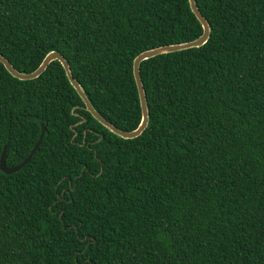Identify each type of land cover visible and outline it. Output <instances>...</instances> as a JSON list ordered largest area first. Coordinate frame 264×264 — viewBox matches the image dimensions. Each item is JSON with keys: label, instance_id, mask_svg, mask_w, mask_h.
Returning a JSON list of instances; mask_svg holds the SVG:
<instances>
[{"label": "trees", "instance_id": "trees-1", "mask_svg": "<svg viewBox=\"0 0 264 264\" xmlns=\"http://www.w3.org/2000/svg\"><path fill=\"white\" fill-rule=\"evenodd\" d=\"M199 47L139 63L148 121L98 123L50 61L0 63V264H264V0H194ZM187 0H0L18 71L59 52L92 107L140 119L141 51L193 40Z\"/></svg>", "mask_w": 264, "mask_h": 264}, {"label": "water", "instance_id": "water-1", "mask_svg": "<svg viewBox=\"0 0 264 264\" xmlns=\"http://www.w3.org/2000/svg\"><path fill=\"white\" fill-rule=\"evenodd\" d=\"M187 2H188V5H189L191 12L193 13L195 18L198 20V22L201 25L202 31H201L200 35L198 37H196L195 39L189 40L186 42L160 45L157 47H153L150 49L143 50V51L139 52L132 60V64H131L132 76H133V80H134L136 91H137V96H138V101H139V109H140L139 122H138L137 126L132 130L124 131V130H120V129L116 128L110 122H108L106 119H104L92 107V105L90 104V102L86 98L85 94L83 93L82 88L72 77L70 70H69V67H68V63L66 62V60L62 57V55L59 52L52 50V51H49L48 53H46L44 55V57L42 58V60L40 61V63L37 65V67L28 73L18 72L8 62V60L6 58H4L2 55H0V63L3 65L5 70L11 76H13L17 79H20V80H28V79H32V78H35L36 76H38L45 69V67L47 66V64L50 61L57 60L61 64V66L65 72V75L67 77L68 82L70 83L72 88L75 90V92L79 96V98L81 99V101L83 103V108L91 115V117L94 118L98 123H100L108 131L112 132L116 136H118L120 138H124V139L133 138V137L138 136L142 132V130L146 127L147 121H148V111H147V106H146V101H145V94H144V90H143V87H142V84L140 81V77H139V72H138L139 71V63L142 60H145L147 58H150V57L158 55V54L173 52V51L192 48V47H199L207 40V38L209 36L208 24H207L205 18L200 14L199 10L197 9V7L194 3V0H187ZM42 135H43V125L40 124V131H39L38 137H37L36 141L34 142V144L32 145V147L30 148V150L28 151V153L26 154V156L19 163L15 164L13 166H10V167H6V165L4 163L5 145L3 144L1 152H0V171H2L3 173H6V174L11 173V172L18 170L21 166L26 164L29 161V159L31 158V156L34 153V151L36 150V148L38 147V145L41 141Z\"/></svg>", "mask_w": 264, "mask_h": 264}]
</instances>
